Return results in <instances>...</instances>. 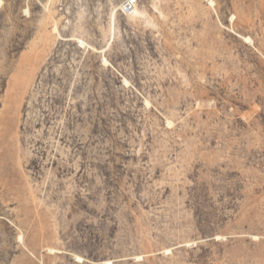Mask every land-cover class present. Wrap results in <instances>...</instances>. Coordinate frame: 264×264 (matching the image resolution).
Wrapping results in <instances>:
<instances>
[{"label":"rangeland","instance_id":"rangeland-1","mask_svg":"<svg viewBox=\"0 0 264 264\" xmlns=\"http://www.w3.org/2000/svg\"><path fill=\"white\" fill-rule=\"evenodd\" d=\"M122 1L0 0V264H264V0Z\"/></svg>","mask_w":264,"mask_h":264},{"label":"built area","instance_id":"built-area-1","mask_svg":"<svg viewBox=\"0 0 264 264\" xmlns=\"http://www.w3.org/2000/svg\"><path fill=\"white\" fill-rule=\"evenodd\" d=\"M137 5V0H123L120 5V10L124 14L132 13Z\"/></svg>","mask_w":264,"mask_h":264},{"label":"bare ground","instance_id":"bare-ground-1","mask_svg":"<svg viewBox=\"0 0 264 264\" xmlns=\"http://www.w3.org/2000/svg\"><path fill=\"white\" fill-rule=\"evenodd\" d=\"M135 8H136V7H135ZM135 8H134V9H135ZM134 11H135V10H134Z\"/></svg>","mask_w":264,"mask_h":264},{"label":"water","instance_id":"water-1","mask_svg":"<svg viewBox=\"0 0 264 264\" xmlns=\"http://www.w3.org/2000/svg\"><path fill=\"white\" fill-rule=\"evenodd\" d=\"M173 247H176V246H173Z\"/></svg>","mask_w":264,"mask_h":264}]
</instances>
